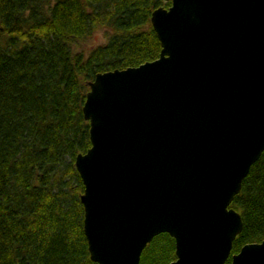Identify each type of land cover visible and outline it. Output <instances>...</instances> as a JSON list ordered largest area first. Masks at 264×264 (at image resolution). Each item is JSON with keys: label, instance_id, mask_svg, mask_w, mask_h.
Listing matches in <instances>:
<instances>
[{"label": "water", "instance_id": "1", "mask_svg": "<svg viewBox=\"0 0 264 264\" xmlns=\"http://www.w3.org/2000/svg\"><path fill=\"white\" fill-rule=\"evenodd\" d=\"M156 58L94 74L74 156L82 231L97 264H138L161 232L167 264H264V238L230 254L229 206L264 149V0H164Z\"/></svg>", "mask_w": 264, "mask_h": 264}, {"label": "trees", "instance_id": "2", "mask_svg": "<svg viewBox=\"0 0 264 264\" xmlns=\"http://www.w3.org/2000/svg\"><path fill=\"white\" fill-rule=\"evenodd\" d=\"M164 0H0V264H97L82 231L73 160L89 146L81 106L97 72L157 57L149 22ZM102 28L103 40L87 41ZM229 206L242 226L230 254L264 238V149ZM154 235L138 264H167ZM224 264H229V256Z\"/></svg>", "mask_w": 264, "mask_h": 264}, {"label": "rangeland", "instance_id": "3", "mask_svg": "<svg viewBox=\"0 0 264 264\" xmlns=\"http://www.w3.org/2000/svg\"><path fill=\"white\" fill-rule=\"evenodd\" d=\"M162 7H164V6H162ZM102 31H103L102 28L96 29L95 32L91 35V37L87 41L88 43H87L86 47L93 46L94 44L102 42V40H103Z\"/></svg>", "mask_w": 264, "mask_h": 264}]
</instances>
